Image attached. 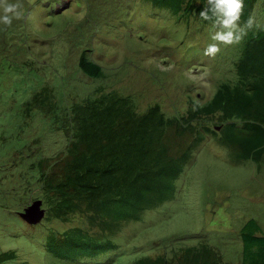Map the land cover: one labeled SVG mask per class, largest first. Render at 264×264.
Instances as JSON below:
<instances>
[{
  "label": "rangeland",
  "instance_id": "374dc122",
  "mask_svg": "<svg viewBox=\"0 0 264 264\" xmlns=\"http://www.w3.org/2000/svg\"><path fill=\"white\" fill-rule=\"evenodd\" d=\"M51 1L21 0L22 18L8 29L0 25V255L15 251L20 256L8 264H44L30 239L33 235L36 240V229L27 231L29 226L19 221L24 210H14L13 201L26 195L19 188L22 169L40 154L62 147L54 111L61 118L66 100L81 102L102 87L104 93L131 94L142 110L158 104L165 114L185 113L188 104L204 106L222 83L235 80V52L241 45H220L215 58L205 56L218 29L201 30L189 17L173 19L151 2L73 0L63 14L54 16L42 11ZM157 10L175 24L150 17ZM83 48L104 63L108 75L89 80L80 71L75 61ZM38 88L53 92L55 110L49 113L45 107L44 112L32 102ZM215 138L206 139L191 170L177 180L179 192L172 201L122 227L116 238L121 248L113 251L118 264L171 256L173 248L198 240L185 236L200 233H207L205 243L223 260L243 264L240 232L246 220L254 219L264 229V166L234 163L233 152L217 145ZM49 225L64 230L83 221L76 217L66 225Z\"/></svg>",
  "mask_w": 264,
  "mask_h": 264
},
{
  "label": "trees",
  "instance_id": "16d2710c",
  "mask_svg": "<svg viewBox=\"0 0 264 264\" xmlns=\"http://www.w3.org/2000/svg\"><path fill=\"white\" fill-rule=\"evenodd\" d=\"M147 2L172 18L189 17L200 26L217 29L199 16L208 7L207 0H143V5ZM159 10L152 17L162 19ZM250 16L260 27L248 30L237 47L235 80L222 83L206 105L192 107L176 118L167 116L158 105L136 112L133 101L113 93L86 99L72 109L66 121L70 143L34 160L30 181L19 186L26 195L13 201L17 212L35 200L42 201L46 221L32 226L36 240L30 236L40 256L70 258L119 249L109 240L98 247L82 240L91 238L90 230L116 236L121 226L139 220L146 208L168 198L172 180L188 163L194 145L189 142L192 132L199 135L198 140L204 137L203 131L219 138L235 160L252 159L256 166H264V0H244L239 24L243 26ZM81 67L90 76H103L91 62L83 60ZM75 215L86 217L87 228L63 233L49 225ZM206 235L198 237L203 241ZM240 239L244 264H264V234L257 221L244 225ZM199 245L197 253L191 248L171 258L166 254L143 257L135 264H228L210 243ZM19 259L15 251L6 252L0 255V264Z\"/></svg>",
  "mask_w": 264,
  "mask_h": 264
},
{
  "label": "clouds",
  "instance_id": "9594fccd",
  "mask_svg": "<svg viewBox=\"0 0 264 264\" xmlns=\"http://www.w3.org/2000/svg\"><path fill=\"white\" fill-rule=\"evenodd\" d=\"M56 1L57 0H55V1L52 0L48 6L44 5V8L41 7L42 11L44 10L45 13H49V14L51 13L54 16H57V15H61L59 13L63 14L73 4V0H64V1L58 0V2H56ZM141 3H143V0H142ZM62 5H65V8L60 10V11H56V9L61 7ZM207 5H208V7L204 8V10H202L199 13V16H200V18L202 20L212 21L213 26L215 28H217L218 30L215 31L213 33V35L211 36V39L215 43H211L205 48V50H204V55L205 56H208V57H211V58H215L216 55L221 51L220 45L230 46V45L239 44L242 41V39L244 38V36L247 35V31L248 30H251L254 26L257 27V28L260 27V25L255 22V19L252 16L249 17V19L247 20V22L243 26H241L239 24V21L241 19V15H242V12H243V9H244V0H207ZM160 14L162 15V19L161 20L163 22L170 21V22H173L175 24L174 21H171V20L167 19L166 16L163 13H160ZM22 15H23V5L21 3V0H16V3H10L9 0H0V25L4 26L5 28L7 27V29H8L12 25L13 20L14 19L15 20L21 19ZM43 15L47 16L46 14H43ZM150 17H152V15ZM152 18L156 19L155 17H152ZM158 19H160V18H158ZM173 19H177V17L173 18ZM198 25L200 26V24H198ZM200 29L202 30L201 26H200ZM4 30H6V29H4ZM90 52L91 51L86 50V48H83L82 54H80V55L78 54V57H77V59L75 61V64L78 61L77 66L79 67L80 71L83 74H85L87 77H89V80L92 79V78H98V77L90 76L88 73H86L82 69L81 62L83 60H85V61L91 62L94 65L98 66L100 68V70H102L103 76L108 75V74H106L104 72V67H105L104 63L102 61H100L99 59H97V56L90 55ZM78 77L81 80L83 78H85V77H81V76H78ZM113 93H117V94H119L120 96H122L124 98H129L131 100V102L133 101L132 104L135 103L134 109H135L136 112H139V113H144L149 107L158 105V104H152L149 107H147L146 109L142 110L140 108L139 101L137 103L136 102V97L131 96V94H125V93H121V92H117V91H110L108 89H107V92L104 93V89L102 87L95 88L93 90V92L91 94L87 95L86 97H84V99L81 102H76V100H74V99H68V100H66L65 109H64V112H63L61 118H59V116L57 115L56 111H54V113L52 114V116H53L52 118L54 119V128H55L57 134L60 136V140L62 141V147L59 148V149H64L71 141V136L66 132V121L70 117V115L72 113V109L74 107H76L77 105H80L81 103H83L86 99H94V98H98L100 96L102 97V96H105V95H108V94H113ZM52 94H53V92H51V90L49 88L48 89L38 88L36 94L32 97V102L34 104H40L41 106H43L42 110L44 112H45L44 108L47 107L46 112L50 113L51 111L55 110V108L57 106L55 98L52 96ZM158 106L161 108L160 105H158ZM195 106H200V105H195ZM195 106H193V107H195ZM189 109L190 108H189V104H188V108H187L185 113H180V114H175V115L166 114V115L170 116V117L174 116L176 118H179L182 115L186 114ZM161 110L163 111L162 108H161ZM207 124L214 125V123H207ZM211 125H209V126H211ZM211 128L215 129V128H217V126L216 127L215 126H211ZM202 133L205 134L204 137L202 138V140H198L197 139V137L199 136L197 133H193L192 132L189 135V142L194 144V145H193V147H192V149L190 151V156H189V159H188V163L184 166V169H183L182 173L179 175L178 178H174L172 180V192H171V194L169 195L168 198L162 200L161 202L157 203L156 205H154L152 207L146 208V210L142 213V215H141L139 220L131 221V222H128V223L124 224L123 226H121V228H120V230H119V232L117 233L116 236L112 237L110 234L105 233V232H100V231L97 232L95 230H90V231H87V232L90 234L91 238L90 239H83L82 241L84 243L91 244V245H93L95 247H98V246H100L99 243H102V242H104L106 240H109L111 242H115L121 248V244L118 241H116V238L119 235V233L121 232L122 227H126L127 225H129L131 223L139 222L142 218H144V216L147 213V211H152V210L162 206L164 203L172 201L174 199V197L176 196V194L179 192V189L177 187V180L181 177V175L184 173V170H186L188 167L189 168L187 169L186 172L191 170L192 164H190V163L193 162L194 156H196V154L198 153L197 151L202 146V144L206 141V139L214 137L210 133H206L204 131ZM215 139H216L215 143L217 145L222 146V148L227 150L224 147V145L222 143H220L219 138H215ZM172 146L173 147H175V146L178 147V144L172 143ZM53 150H58V149L54 148V149H51V150H49V151H47V152H45L43 154H46V153H48L50 151H53ZM227 152L229 153L228 150H227ZM232 161L234 163H237V164L238 163H243L245 161H251L252 163H254L252 161V159L245 160V161L233 159ZM33 163H34V161L30 163L29 167H27L25 169H22V171H21V183H23L25 180L26 181H30V169H31V166H32ZM261 167H263V166L261 165ZM36 201L37 200H35V201L31 202L30 204H28V206H26L23 209L24 210L23 212H19L20 213L19 214V221L20 222L23 221L29 226L27 231H30V226L38 225L40 222H42V220L44 218V215H43V217L40 220H38L36 223L30 224V223L26 222L24 220V218L22 217V214H26V210L29 209L34 203H36ZM37 202L41 203V211H43L42 210V201L38 200ZM9 215H11V214H9ZM6 217H8V216H6ZM76 217H79L83 221V225H73V226H70V227H68V228H66L64 230H59V231L64 233V232L70 231V230L75 229V228H81V229L87 228L86 217L83 216V215H75V216L71 217L68 221H61V220H58V221L63 223L64 225H66V224H69V223L73 222V220ZM149 218H151V217H149ZM251 220H254V219H251ZM248 221H249V219L246 220V223ZM257 224H258V222H257ZM263 230L264 229L261 227V233L264 234ZM198 235L199 234H195V237L185 236L184 238H197L198 240L194 241V242H189V245H187L185 247L173 248L172 249V253L170 252L172 254L171 256H168V253H164L163 255L166 254V256L168 258H171V257L174 256V254H177L179 256L183 251H185L187 249H191V248H195L196 249L195 253L199 252L200 249H198V248L201 246L199 244L200 243H205L207 241H205V240L202 241L201 238L198 237ZM184 238H182V239H184ZM182 239H180V240H182ZM210 246H211V244H210ZM114 250H117V247ZM114 250L109 251V252H105V253H103V250H101V251H99L96 254L91 255V256L78 255L76 257L74 256V257H70V258H62V257H59L56 254H54V255L47 254V255L43 256L42 262L44 264H48L47 260H52V263H50V264H118L117 256H116L115 252H113ZM110 252H113V253H110ZM216 252L219 253L218 251H216ZM86 254H88V253H86ZM219 255L221 256L220 253H219ZM38 257H39V260H41L42 256H40L39 253H38ZM242 257H243V255H241V258ZM221 258H222V256H221ZM140 259L134 261L131 264H135ZM221 260L224 263H228L225 260H223V258ZM242 263L244 264V260H242ZM228 264H230V263H228Z\"/></svg>",
  "mask_w": 264,
  "mask_h": 264
},
{
  "label": "water",
  "instance_id": "95a60500",
  "mask_svg": "<svg viewBox=\"0 0 264 264\" xmlns=\"http://www.w3.org/2000/svg\"><path fill=\"white\" fill-rule=\"evenodd\" d=\"M44 215V212L41 211V203H34L29 209L26 210V214H22L24 220L30 224L36 223Z\"/></svg>",
  "mask_w": 264,
  "mask_h": 264
},
{
  "label": "bare ground",
  "instance_id": "6f19581e",
  "mask_svg": "<svg viewBox=\"0 0 264 264\" xmlns=\"http://www.w3.org/2000/svg\"><path fill=\"white\" fill-rule=\"evenodd\" d=\"M153 25H159V24L156 23V24H153Z\"/></svg>",
  "mask_w": 264,
  "mask_h": 264
}]
</instances>
